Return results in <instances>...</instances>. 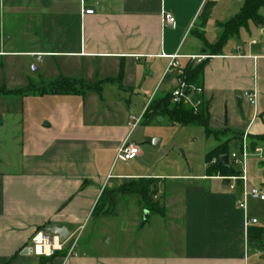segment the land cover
<instances>
[{"label": "crops", "instance_id": "crops-1", "mask_svg": "<svg viewBox=\"0 0 264 264\" xmlns=\"http://www.w3.org/2000/svg\"><path fill=\"white\" fill-rule=\"evenodd\" d=\"M243 2L0 0V89L28 87L26 79L18 81L16 75L11 82H20L24 89L6 86L1 62L17 57L41 66L44 84L29 86L19 95H0V140L10 130L21 157L13 169L9 162L0 166V264H264L257 248L250 252L257 244L248 241L244 226L248 217L257 220L251 230L261 229L259 219L249 212V203L260 201L250 200L246 212L238 210V192L207 174L168 177L177 185L166 191V178L146 172L145 149L129 162L119 161L118 167L116 160L125 140L135 144L136 128L130 132L129 118L139 117L154 99L176 89L175 72H167L173 56L182 69L188 57H209L200 88L209 129L217 134L207 138L204 132L206 154L228 140L227 149L238 152L244 135L249 141L256 136L250 132L257 119H263L264 104L258 106L256 99L252 107L243 94L255 92L257 97L259 79H264V9L259 11L262 26L249 23L217 55H209L220 38L219 25L235 16ZM210 4L207 23L200 27L204 7ZM87 10L93 13L87 15ZM163 14L174 18L173 28L163 25ZM7 15L14 20L9 25L4 22ZM23 16L29 17V30L20 21ZM244 36L250 38L248 44L240 43ZM36 55H41L39 60ZM50 58L62 60L53 74L44 60ZM59 79L99 86L100 93L38 92ZM10 97L17 99L12 100L15 104ZM159 119L155 121L167 123ZM6 152L5 147L1 154ZM204 166L207 169L205 161ZM251 168L248 162L250 185ZM138 179L157 181L165 212L149 214L141 230L171 237L172 253L113 255L98 248L97 253L80 250L66 258V245L51 257L22 253L35 234L51 227L65 228L69 236L78 234L94 218L92 211L104 189ZM150 215L157 219L145 228Z\"/></svg>", "mask_w": 264, "mask_h": 264}, {"label": "rangeland", "instance_id": "rangeland-1", "mask_svg": "<svg viewBox=\"0 0 264 264\" xmlns=\"http://www.w3.org/2000/svg\"><path fill=\"white\" fill-rule=\"evenodd\" d=\"M24 17V18H23ZM20 21L27 30L30 27L29 17L23 16ZM4 22L11 24L14 20L10 15L4 16ZM23 26V28H24ZM26 30V31H27ZM212 36H208V40H212ZM250 38L244 36L240 41L241 44H248ZM227 48V44L224 47ZM47 64V71L49 73L57 72L61 59H44ZM6 67L5 83L10 89H24L21 83L11 82V77L16 75L18 81L26 79L28 87L44 86L42 76V68L37 65L30 58L17 57L14 59H5L1 62ZM33 68L39 69V72H33ZM46 86V85H45ZM26 89V88H25ZM15 95V94H13ZM9 96V95H7ZM35 97V96H34ZM21 98V97H18ZM33 98V97H32ZM15 104L17 100L14 97L7 98ZM258 106L264 104V79L260 77L257 91ZM261 112V111H260ZM134 113H137L135 110ZM263 119L258 118L251 130V135H258L263 133L264 125ZM144 120L136 127L133 132L132 139L139 150L145 149V156L142 163L146 172L156 179H164V188L166 191L172 189L177 185V181H173L168 177H183L188 175L201 176L206 174L204 166L205 154L208 150L206 145L204 130L200 127L194 126H171L167 123H158L153 121L150 125H145ZM7 138L0 140V166L9 162L12 169L20 162L19 150L17 149L16 139H12L10 130L6 133ZM156 140L158 143L155 145L149 144L148 141ZM249 141V140H248ZM4 144L6 147V154H1ZM213 145V141L210 142ZM250 144V141H249ZM236 145H234V148ZM259 147L264 148L263 145ZM228 154L231 153V147L227 149ZM6 155V156H5ZM121 164L117 162V167ZM252 167L250 171L251 184L250 187L259 188L264 193V157L260 160L252 158L249 161ZM11 169V167H9ZM250 169V168H249ZM248 169V173H249ZM119 187V186H118ZM167 193V192H166ZM160 196L154 198L159 201ZM117 207L115 210L116 217H102L99 219L93 218L86 222L84 227L79 230L78 234L72 236L76 240V251L85 250L88 252L97 253L98 248L105 250L113 255L131 254L136 255L146 254L149 251L154 254L172 253L169 251V236L165 237L161 233H151L148 229L141 230L149 216L143 205L140 203V198L135 194H127L125 196L116 195ZM160 202V201H159ZM249 212L251 216L259 219V225L264 228V203L251 201ZM157 217L151 216L146 227H151L152 221ZM72 242V241H71ZM100 245H103L100 247ZM164 246L166 248L164 249ZM257 248L262 253L264 259V237L260 244L250 248ZM263 248V249H262ZM94 249V251H93ZM173 249V248H172ZM252 253V252H251Z\"/></svg>", "mask_w": 264, "mask_h": 264}, {"label": "trees", "instance_id": "trees-1", "mask_svg": "<svg viewBox=\"0 0 264 264\" xmlns=\"http://www.w3.org/2000/svg\"><path fill=\"white\" fill-rule=\"evenodd\" d=\"M212 7V4L204 7V11L201 15L202 18L200 21V27H204L206 25L209 12ZM260 9H264V0H244L239 12L226 22L219 25L222 32L217 43L210 46L212 54L209 55H217L215 53H218L230 38L236 37L240 30L247 28L249 23H252L255 26H262L263 18L259 13ZM207 61L208 59L200 62L199 64L189 62L185 65L182 78L187 86L201 89L202 72ZM84 89H92L96 93H100L99 86H86L80 81H71L66 79H59L56 82L43 87L41 90H38V92L40 94L55 93L63 95H79ZM27 91H29V88L14 91L0 89V95H19L26 93ZM171 93L172 92L158 97L149 104L143 115V123L145 125H148L151 121L161 118L170 125L203 128L207 138L217 134L209 129V117L207 114L206 104L203 101L202 96H192L193 101L200 100V105L197 107L196 112H194L193 109L184 104L183 101L172 104ZM185 95H188V91L185 92ZM230 141L231 140L224 142L205 155L207 176L217 174L221 176H231L234 174V171L229 165H225L220 162L221 158H228L229 154L227 151V145ZM260 145L264 146V134L254 136L250 140L251 150H254ZM213 160H215L214 163L212 162ZM156 184L157 181L152 179H138L125 181L116 189H104L94 206L92 217H116V195L125 196L127 194L137 195L140 198L141 205L144 206L149 214L164 216V208L158 200H154L158 193ZM250 228L251 227L247 230L248 241L250 243L260 244L262 238L264 237V228L254 230H251Z\"/></svg>", "mask_w": 264, "mask_h": 264}, {"label": "built area", "instance_id": "built-area-1", "mask_svg": "<svg viewBox=\"0 0 264 264\" xmlns=\"http://www.w3.org/2000/svg\"><path fill=\"white\" fill-rule=\"evenodd\" d=\"M93 11H85V14L91 15ZM162 23L166 27L173 28L175 26L174 18L169 14H163ZM264 56V54H263ZM37 59L41 57V55H36ZM208 56H191L187 59L194 64H199L200 62L208 59ZM177 57L173 56L170 58V63L167 68V72H175V76L177 78V87L171 93L172 104L179 103L181 101L184 102L188 107L193 109L196 112L197 107L200 105V100L193 101L192 96L198 95L201 96L202 90L198 88H194L191 86H187L183 81V69L180 68L179 64L175 62ZM188 91V95H185V92ZM243 99L252 107L256 105V93L255 92H244ZM143 113L135 118H129L130 132H132L141 122ZM139 154V149L136 145L125 140L121 147L118 150L116 155V160L122 162H129L135 159ZM264 157V148L257 147L254 150L250 149V144L247 139V136L244 135L240 149L238 152L231 153L227 158V164L232 168L234 174L231 176H221L219 174L216 175V179L221 181H225L227 183L228 189L232 192H238V198L236 201L237 209L243 212L247 211L248 202L250 200H257L260 202L264 201V194L257 187H250L249 184V176H248V162L250 158L262 159ZM213 163L215 160L212 161ZM257 224L256 219H250L248 217L245 218V228L246 230ZM72 236L66 241H61L58 237L52 236L47 231H40L34 235L31 239L30 244L22 250L24 255L29 256H46L51 257L57 251L62 252L64 246L65 249V257H76V240L72 239ZM72 241V242H71ZM39 248V251H38ZM47 249V250H46Z\"/></svg>", "mask_w": 264, "mask_h": 264}, {"label": "water", "instance_id": "water-1", "mask_svg": "<svg viewBox=\"0 0 264 264\" xmlns=\"http://www.w3.org/2000/svg\"><path fill=\"white\" fill-rule=\"evenodd\" d=\"M161 119H159L160 121ZM149 144L155 145L157 143L156 140L148 141ZM221 163L228 165L227 164V158H221L220 160ZM47 232L51 234L52 236L58 237L61 241H66L69 238V234L66 231L65 228H57V227H51L47 229Z\"/></svg>", "mask_w": 264, "mask_h": 264}, {"label": "bare ground", "instance_id": "bare-ground-1", "mask_svg": "<svg viewBox=\"0 0 264 264\" xmlns=\"http://www.w3.org/2000/svg\"><path fill=\"white\" fill-rule=\"evenodd\" d=\"M47 250V249H46ZM38 251H39V248H38Z\"/></svg>", "mask_w": 264, "mask_h": 264}]
</instances>
